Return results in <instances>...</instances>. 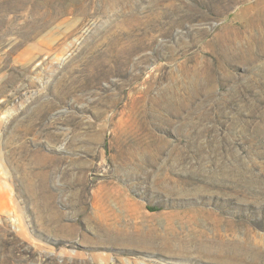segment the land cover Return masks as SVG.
<instances>
[{
    "label": "rangeland",
    "instance_id": "1",
    "mask_svg": "<svg viewBox=\"0 0 264 264\" xmlns=\"http://www.w3.org/2000/svg\"><path fill=\"white\" fill-rule=\"evenodd\" d=\"M0 264H264V0H0Z\"/></svg>",
    "mask_w": 264,
    "mask_h": 264
}]
</instances>
